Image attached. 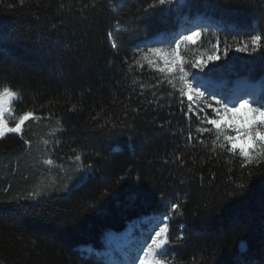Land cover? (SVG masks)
Returning <instances> with one entry per match:
<instances>
[{
  "label": "trees",
  "instance_id": "trees-1",
  "mask_svg": "<svg viewBox=\"0 0 264 264\" xmlns=\"http://www.w3.org/2000/svg\"><path fill=\"white\" fill-rule=\"evenodd\" d=\"M151 3L0 0V47L5 49L0 53V90L10 87L18 93L12 116L34 111L42 117L39 121L64 129L56 133L59 144H50L48 151L43 140L52 137L40 139L26 127L36 119L25 124L30 152L15 135L0 140V264H114L98 253L105 247L104 233L121 232L134 219L171 215L170 203L177 200L189 240L186 247L174 249L172 264L234 259L264 264V166L241 169L238 157L213 154L211 136L203 137L204 144L186 143L190 129L196 135L197 123L182 117L178 94L169 96L172 89L166 84L153 89L159 74L147 66L130 67L135 46L146 37L170 39L196 26V18L204 15L206 22L219 23V38L233 49L218 62L225 65L223 70L214 74L220 91L228 92L245 79L259 81L260 93L261 53L235 52L236 43L247 36L233 39L229 33L264 35V0H185L181 15L158 9L147 31L136 29L137 17ZM116 4L121 6L113 11ZM110 31L117 49L108 39ZM213 31L202 35V45L198 41L183 50L187 61L210 54ZM153 91L163 107L148 103ZM110 131L114 135L109 138ZM112 146L120 151L111 154ZM74 149L85 164L94 165L79 183L85 174L68 171ZM49 158L54 164L44 165ZM66 177H72L68 192H50V199H14L32 190L62 189ZM240 240L247 247L243 253Z\"/></svg>",
  "mask_w": 264,
  "mask_h": 264
},
{
  "label": "snow or ice",
  "instance_id": "snow-or-ice-1",
  "mask_svg": "<svg viewBox=\"0 0 264 264\" xmlns=\"http://www.w3.org/2000/svg\"><path fill=\"white\" fill-rule=\"evenodd\" d=\"M23 4V0H20ZM111 3V0H109ZM120 4L113 6V11L120 7ZM185 0H152V3L144 8L143 15L137 17L136 29L143 28L147 31L150 18L155 15L158 9H162L166 13H175L177 16L183 13ZM9 7H12L11 5ZM119 24V21H117ZM212 29V35L216 36L215 44L206 58L199 57L196 60L187 61L182 52L184 49L190 48L191 44L200 42L202 35ZM218 22H206L200 24L195 30L189 29L186 32L180 33L167 40L153 39L146 37L141 43H138L134 49L133 63L130 67H137L154 70L159 75L156 78V83L152 85L153 89H161L165 84L172 91L169 96L176 97L178 94V102L180 112L184 120L189 124L195 119L197 126L195 128L196 135H193L190 129L185 137V142L192 144L193 142L204 144L203 137L211 136V152L215 155L223 153L231 154V158H239L241 169L251 168L253 166H264V87L257 95L247 94L239 96H230L220 91L214 79V74L222 71L225 65L218 62L222 56L228 57L233 50L231 46L226 44V41H221L218 32L221 31ZM247 36L235 45V52L248 53L250 56L258 52L261 53L260 58L264 59V52L261 51L264 44V35L252 34L251 32L229 33L233 39L239 35ZM113 32L108 33V39L112 40V47L118 48L116 41L113 39ZM211 41H209L210 43ZM225 43L221 53V44ZM156 44H167V49L164 47L153 46ZM5 49L0 47V53H4ZM125 63L128 59L125 58ZM212 64V67H209ZM161 77H163L161 79ZM264 83V79H262ZM144 85H141V95H143ZM153 100L148 103L159 104L157 92L153 91ZM187 101V103H185ZM13 102H19L18 93L10 87H3L0 90V140H3L9 135H15L23 142L27 151L32 150L31 139H25V124L33 119H41L37 117L34 111H23L14 123L10 124L5 118L6 105ZM244 110L245 115L238 116ZM138 113L139 109H134ZM59 123V122H58ZM107 123V122H106ZM116 124H112V128H116ZM161 127H163L161 125ZM64 129H53L49 136L52 140L45 139L43 144L46 146L45 151H48L50 144L58 145L59 140L56 138L57 132H63ZM109 138L114 135L111 131L108 133ZM175 135V133L173 134ZM183 135V133H182ZM238 142H242L250 147H237ZM120 149L118 146L111 147V154H115ZM74 156L68 157L74 164L77 165L76 173H84L77 183L83 181L86 175L93 169L92 163L85 164L82 160V154L76 153L73 150ZM98 156L99 153H96ZM183 163L182 157H177ZM44 165L52 166L54 160L49 158L43 161ZM57 168H63V165H57ZM252 173L249 172V176ZM203 182L204 177H200ZM67 183L61 189L58 186H53L47 191L32 190L26 196H17L14 199H50V192L70 191L68 184L71 183L72 177H66ZM183 184L184 181L182 180ZM243 188V185H240ZM8 188L4 192H8ZM162 199L164 194H161ZM182 202L177 200L170 203L168 210L171 215L165 213L161 218V223L154 229V235L150 236L151 242L146 247L141 249L142 255L131 259L130 264H172L170 257L174 254V249L186 247L189 240V233L184 231L186 223L184 222V213L181 211ZM195 215V214H194ZM171 221V226H170ZM223 264H240L238 260H226Z\"/></svg>",
  "mask_w": 264,
  "mask_h": 264
},
{
  "label": "rangeland",
  "instance_id": "rangeland-1",
  "mask_svg": "<svg viewBox=\"0 0 264 264\" xmlns=\"http://www.w3.org/2000/svg\"><path fill=\"white\" fill-rule=\"evenodd\" d=\"M208 17L201 15L196 18V26L189 27L187 30L192 29L195 30L196 27L200 24L206 23ZM186 30V31H187ZM160 35L155 37L154 39H160ZM191 44V42H190ZM158 47H164L167 49L168 45L164 44ZM217 87H221V83H217ZM259 87L260 83L257 82H252L248 83L247 81H236L233 86L230 88L228 92H225V94H229L230 96H239V95H247V94H252V95H257L259 92ZM220 90V89H219ZM226 90V89H225ZM222 91V90H221ZM224 91V89H223ZM11 105H6V112L4 118L10 123H14V121L18 118H15L12 116L11 112ZM244 110L241 111L240 114L245 115ZM36 124L33 126H26L29 129H32V132L36 135L39 136L40 139H42L45 136H49V133L53 129H58V127L49 121L43 120L39 121L36 119ZM237 147H250V145H245L242 142H238ZM73 162V161H72ZM77 165L72 164L68 166V171H75ZM51 179L55 180V177L53 175L50 176ZM80 180V178H79ZM161 218L162 216L159 215H150L147 217H144L142 219H136L131 222V226L126 234V240H122L121 245L117 247L116 250H114V255L118 256V259L115 260L114 264H130V261L134 257H138L139 255H142L141 249L143 247H146L148 243L151 242L150 236L154 235V229L161 223ZM83 248V247H82ZM127 250L126 254H122V250ZM118 251L120 253H118ZM100 254V253H99ZM107 261H111L108 258H105ZM136 264H138V260L136 261Z\"/></svg>",
  "mask_w": 264,
  "mask_h": 264
},
{
  "label": "bare ground",
  "instance_id": "bare-ground-1",
  "mask_svg": "<svg viewBox=\"0 0 264 264\" xmlns=\"http://www.w3.org/2000/svg\"><path fill=\"white\" fill-rule=\"evenodd\" d=\"M131 226V222H129L126 227L119 233H107L105 235V241L107 244H111L116 241H122L126 239V234Z\"/></svg>",
  "mask_w": 264,
  "mask_h": 264
},
{
  "label": "water",
  "instance_id": "water-1",
  "mask_svg": "<svg viewBox=\"0 0 264 264\" xmlns=\"http://www.w3.org/2000/svg\"><path fill=\"white\" fill-rule=\"evenodd\" d=\"M238 249H239V251H240L241 253H243V252L246 251L247 247H246V244H245V242H244L243 240H240V241L238 242Z\"/></svg>",
  "mask_w": 264,
  "mask_h": 264
}]
</instances>
